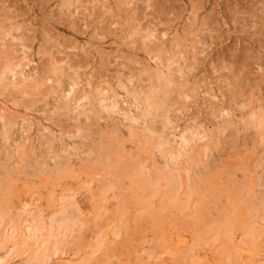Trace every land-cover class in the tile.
Masks as SVG:
<instances>
[{
	"label": "rangeland",
	"instance_id": "rangeland-1",
	"mask_svg": "<svg viewBox=\"0 0 264 264\" xmlns=\"http://www.w3.org/2000/svg\"><path fill=\"white\" fill-rule=\"evenodd\" d=\"M257 1L260 0H84L82 8L76 3L77 8L71 7L67 12L65 0H0V24H5V14H8L9 19L11 16L8 26H23L13 32L18 39L8 36L5 42L0 41L3 45L0 53L13 51V57L25 66L16 69L18 74L23 70L22 76L6 74L0 82V182L13 183L10 192L0 190V212L4 207L10 208V214L0 219V263L264 264V144L254 130L243 131L241 113H235V104L230 102V96L236 94L231 91L232 80L242 84L243 88L238 91L245 89L247 95L253 92L257 112L258 100H264V0L260 4ZM131 24L153 27L156 31L151 39H146L147 45L155 43L166 52L178 51V42L187 40L183 42L188 46L189 55L197 53L200 61L184 82V90L188 87L192 91L189 90L190 94L196 96L191 95L185 100L186 108L181 107L175 112L179 119L176 127L169 125L163 139L171 142L164 147L167 152L182 151L180 138L185 127L201 123L200 132L208 138H198L194 143L199 149L192 155L198 160L200 157L202 163L193 165L192 174L194 181L207 180L197 184L185 182L182 191L185 195H181L180 206L161 211L158 217L147 213V203L136 198L142 197V192L134 189L133 193L128 189V180L112 189L104 201L95 193L98 191H94L99 190L104 180L92 174L95 172L82 161L90 157L87 156L90 147L96 146L103 130L121 129L118 123L124 119L121 108L138 117L135 100L126 90L133 92L138 87L135 76L146 81L149 77L146 69L156 77L158 73L161 76L168 73L167 67L147 54L145 43L142 44L144 39L135 36ZM23 36L25 40H21ZM188 51L183 53L187 59L191 58ZM183 56L179 64L185 65ZM191 59L187 61L193 62ZM55 65L64 71V75L58 72L59 76H55ZM224 66L227 69H222ZM49 77L51 79L46 80ZM57 78L60 79L58 82L55 81ZM129 78L133 80L129 81ZM15 79L16 82L19 80V85L5 86ZM3 81H6L4 86ZM73 81L80 84L74 85ZM121 83L126 87L122 88ZM140 88L137 91L141 92ZM84 92L106 99L95 107L101 118L91 111L90 114L85 112L90 106L85 98L75 105L71 102L68 109L59 110L61 105ZM114 100L118 105L114 112L108 113L107 107ZM213 106L223 108L230 116L222 112L218 118L211 117ZM230 120L233 125L220 134L216 125ZM7 123L11 131L4 134ZM124 123L131 122L124 120ZM131 124L141 129L138 135L143 138L144 118L138 117L137 122ZM234 126L238 127V133L232 130ZM79 128L83 131L82 136ZM47 138L51 139L50 144ZM126 147L131 152L136 149L131 142L126 143ZM17 148L19 152H16ZM158 151L156 149L154 153L161 162L163 158ZM43 161L50 166H44L46 171L56 162L58 165L69 162L75 175L67 176L66 180L49 181L30 175ZM177 161L176 172L181 163H186L181 157ZM181 171L188 180L187 171ZM88 176L95 178L90 185L93 191L83 185L89 180ZM240 188L245 190L243 198L230 201ZM160 195L149 197L153 200L149 211L160 212ZM64 196L71 197L70 201H62ZM73 201L82 213L78 221L83 227L79 224L72 232L60 231L57 221L63 218L59 209L65 204L72 210ZM252 208H256L254 212ZM40 212H43L45 229L34 237L28 226L34 224L33 220ZM224 214L229 217L240 215L237 223L241 226L236 224L231 233H226L227 216ZM14 227L16 238L10 239ZM24 240H28L27 243L23 244ZM37 255L41 257L39 262L32 259Z\"/></svg>",
	"mask_w": 264,
	"mask_h": 264
},
{
	"label": "bare ground",
	"instance_id": "bare-ground-1",
	"mask_svg": "<svg viewBox=\"0 0 264 264\" xmlns=\"http://www.w3.org/2000/svg\"><path fill=\"white\" fill-rule=\"evenodd\" d=\"M260 1L262 2V0H260ZM260 1H257V2H259V4H260ZM76 3H78L80 5V7H81V5L84 3V0H65V4H66V9L65 10H67V12H70L68 10H70L71 7L74 8V9H76L77 8V5H75ZM85 3H86V1H85ZM91 3H93V2H91ZM196 5H198V4H196ZM72 14L73 13L71 12L70 15H72ZM5 15H7L6 16L7 19L5 18V24L4 25L0 24V41L1 42L2 41L5 42L6 41L5 39L8 36L11 37V38H13L14 40H16V38L18 39V37L15 38L13 32H16L17 30H21L23 26H21L19 24H16V25L15 24H11V25L8 26L7 23H8L9 20H11V16H10V19H9L8 14H5ZM64 16H65V14H64ZM139 19H137V21ZM262 20L264 22V18ZM3 21L4 20H2V22ZM258 22H259V20H258ZM131 25H133V24H131ZM133 27H134L135 36L137 35L136 37H138V35H139V36H141L144 39V42L142 44L145 43L144 45L146 46V50L148 51V53H147L146 50H144V51H146V53L151 56L152 60H153V58L154 59L156 58V60L160 61V65H162L164 67H167V69H168V73L163 74V76H161L160 73H158L157 77H156V75L154 76L147 69H146V71L143 70L146 73H149L148 79H146V81H145L144 79L139 78L140 76H135L136 77V81H137L136 83H137L138 87L133 92H130V90L126 89L127 90V94L130 95L131 98H133L135 100L136 108H137V110H139L138 117L139 118H144V123L146 124V127L144 129H142V132L144 131L145 132V135H143V138L140 135H138L139 134L138 132L141 129L138 128V126H134V125L131 124L132 122H137L138 117L135 118V117L131 116L128 113L127 109H122L121 108L120 111H122V115H123V118H124L120 122H118L121 125V129L120 128H117V127H114L111 130L110 129H107V128H106V130H103L102 133H101V136H99V140L96 142L97 143L96 146L95 147L94 146L90 147V152H89L90 154L87 155V156H90V157H87L86 159L84 158V159H82V161L85 162L86 164H88V166H86V167L90 168L93 172H95V173H92V174H94V175L96 174L97 176L99 175L104 180L103 181L104 183L100 184L101 187L99 188V190H101V191H99L97 189L94 190V191H98V192H95V193L99 194V196H101V198L104 201L107 200V195L109 194V192L112 191V189H114V188L116 189V187H118L119 185H122L123 184V181H125V180L127 181L128 180V182L130 184V185H128V189H130L133 193H134V189H137L136 192H140V191L142 192V193L140 192L141 194H143L142 197H136V198H138V200L140 202H142V203H145V204L147 203V206L145 207L146 211H148L147 213L149 215H151V217H154V216L155 217H158V215L161 214V211L170 210V209L177 208V207L180 206V203H181L180 202L181 201V195H185L184 193H182V191L184 189V186H185V182L190 181V182H194L195 184H197L198 182H201L202 183V182H205L207 180L205 178L204 179L199 178L200 180L194 181L195 180L194 179V175L192 174V172H193L192 171L193 165H196L197 166L198 163L200 165V162L202 161L200 157H198L199 160H200L199 161L196 157H194L192 155V153H195L196 149H199L198 148V145L197 144H194V143H196V141H197L198 138H200V139H204L205 137L208 138V135L207 134H205L203 136L201 134V132H200L201 128L203 127L201 123H197L196 122V125H193V126L190 125V126H186L185 127V130H184L185 133L182 136V138H180L181 141H182L181 142V148L180 149L182 151H180V150L176 151L175 150V151H168L167 152L166 150H164V147L170 145L171 142L168 139H163L164 138L163 137L164 130H166L169 125L174 124L172 128H175L176 127L175 123L179 119H177V117L175 115V112L178 111L181 107L182 108H186V105L187 104L185 103V100L188 99V98H190L191 95H192L193 98H194V96H196V95L190 94L192 91H191V89H188V87H187V90L186 91L184 90L186 88V86H184L185 85L184 82L186 80L188 81V79H187L186 76H188L191 72L193 74V71L192 70L194 68H196L195 66H197L198 64H200V61L197 58V53L195 55H192V56L189 55L190 52L187 50L188 49L187 48L188 46L185 44L186 43L185 41H187V40H185V41L182 40V41L178 42V44H177L178 51L177 50L176 51L172 50V52H170V51L169 52H166V50L163 47L162 48L156 47L155 43H154V45H147V43H146L147 40L146 39H151L154 36L153 32H154L155 29L153 30V27L151 29L147 25H142L141 27H137V25H133L132 26V29H133ZM137 28H140V30H137ZM131 32H133V31H131ZM156 36H155V38H156ZM21 40H25L24 39V36L21 37ZM1 46H3V45L0 44V47ZM5 46L3 48H5ZM24 47L26 48L27 45H24ZM192 47H194V46H192ZM4 50H6V49H4ZM186 50L189 52L188 55L191 56V58H193V60H194L193 62L190 61V60L187 61L188 59H191V58H188L187 59V55H186V58H185V56H183L184 55L183 53L186 54V52H187ZM10 51L9 52L6 51V52H4L2 54L0 53V82H2V80L4 79L2 76L6 75V74L7 75L10 74V73L11 74H15L14 76H18L19 74H20V76H22L24 74V73H22L23 72L22 69H21L22 72L19 70V72H20L19 74L16 72V69L18 67L24 68L25 66L22 65L19 60H17V57L14 58L13 55H12L14 52L13 51L10 52ZM0 52H2V51H0ZM161 52L165 53V55L164 56L163 55L161 56ZM166 54H169V55L166 56ZM181 55L185 58V59L183 58L185 60L184 61L185 62V65H182L183 63H181V62H180L181 64H179V60H181ZM175 64H176V66H177V64H179L178 67L172 68ZM81 67L82 66L80 65L79 68H81ZM69 68H72V67H69ZM224 68L227 69V67H225V66L222 69H224ZM53 71H54L56 77L59 76L58 75V72L61 75H64V71H61V68H57L56 65L53 67ZM133 75L134 74H132V76ZM132 76L130 78H133ZM130 78H129V81L133 80V79H130ZM48 79H51V78L49 77L46 80H48ZM57 79L58 80H55L56 82H58L60 80L59 78H57ZM155 80H157L159 83L155 84V82H154ZM181 80L183 81L182 84H180V81ZM24 81H26V79H24ZM147 81L149 82V84L144 85L143 82L145 83ZM5 82L3 81V85L2 86H4ZM16 83L19 85V80H17V82H16V79H15V81H13V82L6 83L5 86L7 88L9 86H12V85H15L16 86ZM73 83H74V85L80 84V83H78L76 81H73ZM230 84L232 85L231 86L232 87V90L231 91H234L232 93H235L236 92L235 96H232V95L230 96L231 97L230 102H232V103L235 104V107H236L235 113H236V111H238L239 113H241V115H240L241 118L240 119L243 122V124H242L243 125V127H242L243 128V131L250 130V129L254 130L255 131V134L258 137L261 138V143L264 144V100H261V99H260V101L258 100V103L260 102V104H258L259 110L257 112L256 109H255V103H256L257 99H252V97H254V94H252L253 92L251 91V93H250L248 90H246V92H249L248 93L249 95H247V94L244 93L245 92V89L244 90L241 89V91H238V89L240 90V88L242 87L241 86L242 84L240 82L235 81V80H232L230 82ZM23 85H24V83H23ZM148 85H149V87H147ZM37 86H39V85H37ZM120 86L122 88H125L126 87L122 83L120 84ZM139 87L142 88V91L141 92L140 91H137ZM249 90H250V88H249ZM99 92H100V95H102L103 90L100 89ZM241 93L243 94V96L242 95L239 96ZM140 94L143 95L142 98H140L141 97ZM79 95H80V93H79ZM248 97H250V98H248ZM82 98H85L88 101L89 105H90L89 108H86L85 109V112L86 113L87 112L89 113V111H91L93 115L101 118L100 115H99V113L95 111V107L99 103H102V102L106 101V99L103 98V97L101 98V97L93 96L90 92L89 93L84 92L79 97L77 95L76 97H74V99H71L64 106L61 105L60 108H59V110L61 109V111H63L67 107H70L71 106L70 105L71 102L74 103L72 105H75ZM176 99H178V101ZM116 105H118L117 104V101L114 100V102L112 103V105L110 107L109 106L108 107L106 106L107 107V110H108V113L114 112V109L117 107ZM228 106L232 109V106H230V105H228ZM211 109L212 110H211L210 114L208 113L209 115H211V117L218 118L219 115L222 112L223 113L226 112L227 115L230 116L229 113L226 110H224L223 108L219 109V107H218V109H217L216 106L215 107L213 106ZM194 117H196V116H194ZM92 118H94V117H92ZM88 119H90V118H88ZM124 120L125 121L127 120V121H129L131 123L130 124L129 123H124ZM227 122L222 121L221 123H219V124L216 125V129H218V131H220L219 132L220 134H221V132H224L230 126L233 125V122L231 120L230 121H227ZM117 126H118V124H117ZM231 128H232L233 131L236 130V132L238 133V131H237L238 127L235 128V126H234V129H233V127H231ZM5 129H6V133H4V134H9L10 131H11V129L8 127V123L5 124ZM232 130H231V132H232ZM81 131L82 130H80V128H79L78 129V132L82 136ZM96 132H98V131H96ZM144 132H143V134H144ZM85 135H86V133H85ZM96 136H97V134H96ZM6 137H7V135H6ZM86 137H87V135L85 136V138ZM88 137H89V135H88ZM46 140L50 144L51 139L47 138ZM137 140H142L144 143L141 142L139 144L137 143V145H136L135 142ZM93 141H94V139H93ZM128 142H131V143H134L135 144L136 149L134 150V152H131V150L129 151L127 149L126 143H128ZM233 142H235V141H233ZM156 149H159L158 153L163 158V161H161V162H158V159H156V153H154ZM207 149H209V148H207ZM136 150H137V152H136ZM16 152H19V149L18 148H17V151ZM22 155L23 154L20 153V156H22ZM153 155H154V157H153ZM178 157H181V158L185 159L186 160V163H181L180 166L182 167V169L179 166V169L180 170L178 169L179 171L176 172L177 169L175 167V163H178V161H177V158ZM24 159H27L28 160V158L25 157V156H24ZM39 164H40V166L37 167L34 170V172H31L30 175H33L34 177H39L40 180H43L44 179V181H49V180H59L61 178H64L66 180V177L67 176H71V175L73 176V175H75L74 168H73V166L69 162L68 163L67 162L66 163H62V164H59V165L56 162L55 165H52L53 168H51L49 171H46V169L44 168V166L50 167L49 166V163L43 161V162H39ZM181 170L187 171L186 173H188V175H189L188 180H187L186 176H184L185 175L184 172L182 174V171ZM23 173L25 174V172H23ZM54 173H56V174H54ZM99 176H98V178H99ZM199 176H201V174ZM202 176H204V175H202ZM42 177H45V178L41 179ZM89 177L90 176H88L87 178H89ZM93 178H91V179L89 178V180H91L90 182L88 180V181H86V182L83 183V185H85L86 187H89V191H93L92 189H90V185H91V183H93ZM195 178L197 179L196 175H195ZM3 180H4V178H3ZM11 187L13 188V183L12 182H8L7 180L4 181L3 183L0 182V190L1 191L4 190V192H5V191H8L9 190V192H10V188ZM200 188H202V187H200ZM243 192H245V190H243V188L242 189L240 188V189L236 190L235 193H233V196L230 197L231 198L230 201L231 200L233 201L234 198L242 199L243 198V195H244ZM218 193H220V191ZM159 194H161L160 196L162 197L161 200H160L161 201V205L159 206V211L160 212H157L156 213V211H158V210L149 211L150 209H148V207H150V205H151V207L153 206V203H152L153 200L152 199H149V197L151 198L152 196L154 197V196L159 195ZM64 197H62V201H66L69 198L71 199L72 196L71 197H65V198ZM133 197H135V196H133ZM70 199H69V201H70ZM246 199H245V202H246ZM251 200L250 201L247 200V201L250 202V203H252ZM72 205H74V207ZM72 205H69V206H72L73 209L76 206L77 208H75V209L77 211L75 209L74 210L73 209L70 210L69 207H68V205H65V204H62V207L59 209V213L62 215V218H63L60 221H57V223L59 225L58 227H59L60 231L62 229H64L66 232H72L73 228L74 227H77L79 224H80V227L81 226L83 227V225H81L82 222L79 223V221H78V218L82 215V213L80 212V210H79V208L77 206V203H75L73 201ZM187 205H188V203H187ZM8 207L7 208H5V207L2 208L3 211L1 210L2 212H0V214H1L0 219L3 218L4 216H7L6 214H8L9 213V210H10V208L8 209ZM6 209H8V210H6ZM145 209H144V211H145ZM255 209L256 208H252V210L251 209L250 210L254 212ZM224 210H222V211H224ZM253 212H252V214H253ZM237 214L232 215L231 217L225 215V217L227 216V221H226L225 229H224V231L226 233H228V234L231 233L233 231V228L235 227L236 224H238V226H241V224L237 223V221H238L237 218H240L241 216L238 215L239 216L238 217ZM125 217H127V216H125ZM225 217H224V219H225ZM249 218H250V216H249ZM52 219H54V217H52ZM33 222H34V224H32V225L30 224L28 226V228L31 230L30 234L35 237L37 233L40 234L45 229V220H44V217H43V212H40V214H38L36 216V218L33 220ZM26 224L28 225V223H26ZM15 227L12 230V235H11L10 239L16 238L15 237V234L17 232L16 231L17 227H16V229H15ZM29 229H28V231H29ZM18 237H19V235H18ZM21 237H24V236H21ZM32 240H33V238H32ZM47 240H48V238H47ZM27 241L28 240H24L23 241V244L27 243ZM0 244H1V242H0ZM45 244H47V243H45ZM45 255L46 254H44L43 256L45 257ZM40 258L41 257H39V256L38 257H34V256L32 257V259L35 260L36 262H39L40 261ZM32 259H31V261H32ZM0 260H1V258H0ZM41 260L43 261V259H41ZM0 264H2V263H0Z\"/></svg>",
	"mask_w": 264,
	"mask_h": 264
}]
</instances>
